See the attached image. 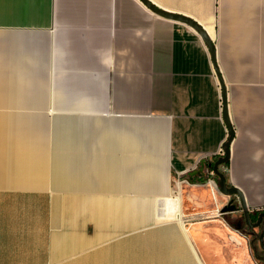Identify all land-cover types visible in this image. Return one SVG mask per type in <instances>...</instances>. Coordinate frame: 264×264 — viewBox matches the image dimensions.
Wrapping results in <instances>:
<instances>
[{"label": "crops", "instance_id": "obj_1", "mask_svg": "<svg viewBox=\"0 0 264 264\" xmlns=\"http://www.w3.org/2000/svg\"><path fill=\"white\" fill-rule=\"evenodd\" d=\"M147 1L215 46L219 170L255 221L264 0ZM220 96L199 35L138 0H0V264H242L209 183Z\"/></svg>", "mask_w": 264, "mask_h": 264}, {"label": "water", "instance_id": "obj_2", "mask_svg": "<svg viewBox=\"0 0 264 264\" xmlns=\"http://www.w3.org/2000/svg\"><path fill=\"white\" fill-rule=\"evenodd\" d=\"M149 12L152 14L162 17L166 20L181 22L189 26L192 30H194L199 37L201 38L202 42L204 43L208 54L210 58V62L212 65V68L214 70V74L216 76V79L218 81V85L220 88V98H221V118L224 122V125L227 130V136L224 140V142L221 145L222 149V156L218 157L212 165V173L216 177V187L220 194L226 196V197H235L238 201L239 208L242 213V219L245 222V226L249 230V235L256 237L258 240V245L260 250L263 252V255L257 254V248L254 246L253 241H250V246L253 249L254 256L258 260H264V212L261 211L257 214L256 220H251V214L252 212H249L248 207L246 205L244 196L236 187L229 186L226 182L225 175L223 172L219 170V167L222 165H225L229 161L230 157V144L234 138V132L228 117V111H227V102H226V88L224 81L220 75L219 69L216 64V52H215V46L211 41V38L209 35L204 31L196 22L192 21L189 18H186L184 16H180L177 14H172L168 12H164L158 8H156L154 5L150 4L147 0H138ZM261 227V231L259 234H256V229Z\"/></svg>", "mask_w": 264, "mask_h": 264}, {"label": "rangeland", "instance_id": "obj_3", "mask_svg": "<svg viewBox=\"0 0 264 264\" xmlns=\"http://www.w3.org/2000/svg\"><path fill=\"white\" fill-rule=\"evenodd\" d=\"M55 129H56V132H55ZM54 136H59L58 127H56L55 125H54ZM67 136H71V135L68 134ZM233 200H234V197L232 198V201L228 202L227 206H225V208L227 209L224 208L220 211V214H217V216L220 218L221 223L224 225V227H226V228L223 227V231L225 233L227 231V234L234 233L241 240V244L235 247V244L233 241H231L232 238L229 235L228 238H230L231 240L228 242V245H227L228 251L230 250L234 257L237 256V259L239 260L242 259L243 260L242 264H264V260L260 261L254 256L253 249L251 248L250 242H249V239H250L249 230L247 229L245 225H241L240 220L242 218V213L239 208V204L237 205L238 209H235V205L237 204V202H234ZM211 223L218 224V221H215V222L212 221ZM260 231H261V227L258 228V230L256 231V234H259ZM218 237H220L223 241L227 240V238H225L223 235L218 236ZM252 240H255V242L253 241V243H254V246H256L257 248V254L263 255L262 251L259 248L257 238L254 237ZM214 242L221 243L220 241L216 239H214ZM211 246L213 248L215 247L213 244H211ZM218 255L219 253L215 254V256H218ZM225 259L226 258H224V260Z\"/></svg>", "mask_w": 264, "mask_h": 264}, {"label": "built area", "instance_id": "obj_4", "mask_svg": "<svg viewBox=\"0 0 264 264\" xmlns=\"http://www.w3.org/2000/svg\"><path fill=\"white\" fill-rule=\"evenodd\" d=\"M208 174H209L210 176H214L213 173H212V170H209V171H208ZM209 183H212L214 186H216V183H215L213 180H209Z\"/></svg>", "mask_w": 264, "mask_h": 264}, {"label": "trees", "instance_id": "obj_5", "mask_svg": "<svg viewBox=\"0 0 264 264\" xmlns=\"http://www.w3.org/2000/svg\"><path fill=\"white\" fill-rule=\"evenodd\" d=\"M212 165H213V163H212L210 166L212 167ZM237 205H238V204L235 205V209H238ZM225 209H227V208H225ZM242 224L245 225V222H244L243 219H242Z\"/></svg>", "mask_w": 264, "mask_h": 264}, {"label": "flooded vegetation", "instance_id": "obj_6", "mask_svg": "<svg viewBox=\"0 0 264 264\" xmlns=\"http://www.w3.org/2000/svg\"><path fill=\"white\" fill-rule=\"evenodd\" d=\"M247 231H248V230H247ZM249 238H250V239H249V242H250L254 237L249 235ZM254 242H255V240H254ZM253 244H254V243H253ZM262 254H263V252H262Z\"/></svg>", "mask_w": 264, "mask_h": 264}, {"label": "bare ground", "instance_id": "obj_7", "mask_svg": "<svg viewBox=\"0 0 264 264\" xmlns=\"http://www.w3.org/2000/svg\"><path fill=\"white\" fill-rule=\"evenodd\" d=\"M174 208V207H173Z\"/></svg>", "mask_w": 264, "mask_h": 264}]
</instances>
